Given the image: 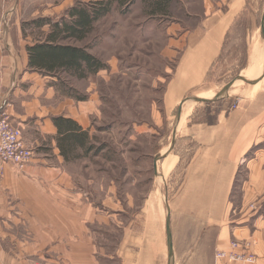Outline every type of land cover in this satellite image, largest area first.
Wrapping results in <instances>:
<instances>
[{
	"label": "rangeland",
	"instance_id": "374dc122",
	"mask_svg": "<svg viewBox=\"0 0 264 264\" xmlns=\"http://www.w3.org/2000/svg\"><path fill=\"white\" fill-rule=\"evenodd\" d=\"M30 1L27 2H33ZM95 1L75 0L60 14L41 18L75 20L69 10L85 4L93 14L95 7L90 5ZM133 1L123 9L115 4L92 24L84 40L61 41L64 45L86 49L103 64L99 72H88L86 77L74 71H60V79H54L58 88L54 107L58 103L75 106L76 110L93 107L86 112L84 120L88 121L85 130L93 137L94 150L86 157L70 160L49 154L47 159L51 161L46 160V164L49 162L53 168L58 166L62 175L72 177L96 204L105 201L111 224L118 222L126 226L134 221L151 249L162 252L161 256L157 255L161 264H167V204L172 212L176 264H214L218 247L226 249L229 243L231 247L239 244L234 247L237 254L246 252L255 264H263L258 251L262 242L259 228L264 221L263 179H259L260 186L250 182L256 170L257 177L263 174L264 78L257 86L236 82L226 97L215 103H196L192 98L216 97L240 76L256 79L264 73L261 32L264 0H245L246 8L229 32L221 56L211 67L208 77L176 105L168 103L167 93L187 50V42L181 40L194 27L201 26L208 9L201 0H171L167 11L150 8L147 0ZM209 1L213 12L220 9L226 12L229 0ZM36 19L30 23L34 24ZM31 24L26 28L27 34L36 38L40 31ZM44 30L47 32L49 26ZM188 101L194 103L189 115L183 117ZM183 102V119L179 122L178 113ZM236 112L252 121L262 119L255 136L257 142L236 170L231 191L221 200L185 199L192 196L181 192L187 186L189 167L202 142L199 133L194 135L188 133L189 130L197 125L215 126L221 115ZM15 126L32 149L33 157H44L26 142L22 129ZM174 140L173 151L158 163L159 174L156 175L155 159L167 152ZM47 147L51 150V143ZM212 187L210 184L201 186L204 190ZM115 210L118 211L117 219H112ZM231 229L240 232L237 236L229 235ZM111 230L107 240L114 246L121 239V233L114 228ZM242 232L247 236L243 237Z\"/></svg>",
	"mask_w": 264,
	"mask_h": 264
},
{
	"label": "crops",
	"instance_id": "0c3cea01",
	"mask_svg": "<svg viewBox=\"0 0 264 264\" xmlns=\"http://www.w3.org/2000/svg\"><path fill=\"white\" fill-rule=\"evenodd\" d=\"M11 1L0 0V110L8 114L12 123L22 129L26 142L44 157H35L24 172L12 165L5 167L0 181V264H161L157 255L161 256L162 252L151 249L134 221L126 226L118 222L111 224L105 201L96 204L72 177L62 175L58 166L53 168L49 162L46 164V160L51 161L47 159L49 154L63 158L57 146L58 129L54 118H71L85 130L89 126L84 120L86 112L93 107L76 110L75 106L65 103L54 107L58 94L53 84L55 80L29 69L27 49L35 41L23 33V25L30 24L32 19L60 14L75 0H33L30 4L25 0V6L24 0H14L12 5ZM201 1L208 12L204 13L201 26L194 27L181 40L187 42V50L169 85L168 103L174 105L204 82L247 5L245 0H229L226 12L221 9L213 12L209 0ZM261 119L252 121L236 112L221 115L215 126L197 125L189 130L188 133L194 135L199 133L202 142L189 167L187 186L181 192L192 196L185 199L221 200L227 197L236 170L257 142L255 136ZM48 143L52 151L47 150ZM257 171L251 175L250 184L254 182L260 186L262 178L264 187V155L263 174L257 177ZM207 184L213 187L201 188ZM113 214L112 219H117L118 211ZM171 224L176 264L172 219ZM112 228L121 233V239L114 246L107 240ZM259 229L262 242L258 251L264 264V221ZM231 230L229 235L237 236L240 232ZM241 235L244 237L247 233ZM166 253L168 264L167 236Z\"/></svg>",
	"mask_w": 264,
	"mask_h": 264
},
{
	"label": "trees",
	"instance_id": "16d2710c",
	"mask_svg": "<svg viewBox=\"0 0 264 264\" xmlns=\"http://www.w3.org/2000/svg\"><path fill=\"white\" fill-rule=\"evenodd\" d=\"M133 2V0L95 1L90 5L93 8L95 7L93 14L90 13L89 8L85 4H78L68 11L70 15L75 17V20L68 21L62 18L56 21L53 18H43L34 22V24L30 23L40 31V35H37L36 38L34 37L36 42L27 49L29 54V69L52 79H60L58 78L60 71L65 73L74 71L79 73L80 77H86L85 74H88V72L94 74L99 72L103 68V64L88 53L86 49L73 45H64L61 41L72 38L84 40L83 38L86 34L91 31L92 24L108 13L115 4L117 7L123 9ZM147 2L150 8L153 6L152 9L156 8L159 10L164 8L166 11L170 9L172 4L171 0H147ZM45 26H49L47 32L44 30ZM29 27V23L23 25V33L27 36H31L27 34L28 29L26 28ZM38 40L40 41L38 42ZM216 60L211 67L215 64ZM210 69L207 72L206 78L211 71ZM53 84L57 86L56 81ZM78 101L85 100L78 99ZM54 124L58 129L57 146L60 155L66 160H70L71 158L79 159L82 156L86 157L94 150L91 144L93 137L89 135L88 130H84L73 119L59 116L54 118ZM79 151L82 152V155L79 154Z\"/></svg>",
	"mask_w": 264,
	"mask_h": 264
},
{
	"label": "built area",
	"instance_id": "2783aa9c",
	"mask_svg": "<svg viewBox=\"0 0 264 264\" xmlns=\"http://www.w3.org/2000/svg\"><path fill=\"white\" fill-rule=\"evenodd\" d=\"M33 151L22 139L21 131L12 123L8 114L0 110V180L5 173V167L12 165L22 171L33 160ZM239 244H231L229 249L216 250V264H255V260L250 259L245 252L244 255L237 254L234 247Z\"/></svg>",
	"mask_w": 264,
	"mask_h": 264
},
{
	"label": "water",
	"instance_id": "95a60500",
	"mask_svg": "<svg viewBox=\"0 0 264 264\" xmlns=\"http://www.w3.org/2000/svg\"><path fill=\"white\" fill-rule=\"evenodd\" d=\"M261 32H262V36H264V13L262 16V22H261ZM264 78V76H262V78L256 82H251V81H246L243 77H239L235 80H233L232 82H230L219 94H217L216 97H214L211 100L208 99H203V98H192V100H194L196 103H212V102H216L219 101L221 99H223L224 97H226V94L228 93V91L235 85L236 82L238 81H243L244 83H247L248 85H254L255 83H258L259 81H261ZM184 102L181 104L180 107V111L178 113V121L180 122L181 120V114H182V107H183ZM176 141L174 140L172 143V146L170 147V149L168 150V152H166V154L164 155H160L155 159V170H156V175L159 174L158 171V163L161 162L162 160H164L165 158H167L171 152L173 151L174 147H175ZM167 219H166V232H167V247H168V264H175V250H174V241H173V232H172V224H171V208L170 206L167 204Z\"/></svg>",
	"mask_w": 264,
	"mask_h": 264
},
{
	"label": "bare ground",
	"instance_id": "6f19581e",
	"mask_svg": "<svg viewBox=\"0 0 264 264\" xmlns=\"http://www.w3.org/2000/svg\"><path fill=\"white\" fill-rule=\"evenodd\" d=\"M264 74V73H263ZM262 74V75H263ZM262 75L259 77V78H250V79H248L247 77L245 78L244 77V79L246 80V81H251V82H256V81H258V80H260L261 78H262ZM264 76V75H263ZM255 77V76H254ZM253 80H255V81H253ZM243 82V81H242ZM229 92V91H228ZM215 96V95H214ZM214 96H211V97H203V96H198V98H203V99H208V100H211L212 98H214ZM193 101H188L187 103H186V105H185V107H184V113H183V117H185V114H188L189 115V113H190V108H191V106L193 105ZM183 117H182V119H183ZM182 119H181V121H182ZM229 246H230V243H229ZM228 246V247H229ZM226 248V249H229V248Z\"/></svg>",
	"mask_w": 264,
	"mask_h": 264
}]
</instances>
